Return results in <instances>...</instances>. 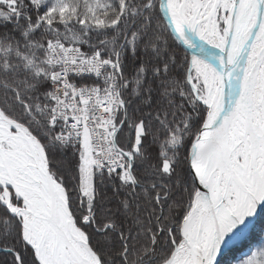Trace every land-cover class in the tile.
I'll use <instances>...</instances> for the list:
<instances>
[{"label":"snow or ice","instance_id":"snow-or-ice-1","mask_svg":"<svg viewBox=\"0 0 264 264\" xmlns=\"http://www.w3.org/2000/svg\"><path fill=\"white\" fill-rule=\"evenodd\" d=\"M0 264H264V0H0Z\"/></svg>","mask_w":264,"mask_h":264}]
</instances>
